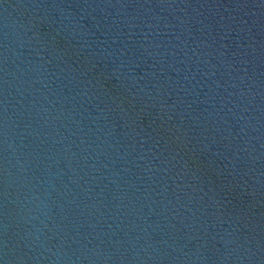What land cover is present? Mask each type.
Returning a JSON list of instances; mask_svg holds the SVG:
<instances>
[{"label":"water","instance_id":"obj_1","mask_svg":"<svg viewBox=\"0 0 264 264\" xmlns=\"http://www.w3.org/2000/svg\"><path fill=\"white\" fill-rule=\"evenodd\" d=\"M0 264H264V0H0Z\"/></svg>","mask_w":264,"mask_h":264}]
</instances>
